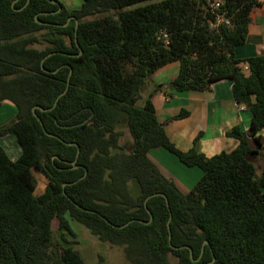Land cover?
Here are the masks:
<instances>
[{
	"label": "trees",
	"instance_id": "1",
	"mask_svg": "<svg viewBox=\"0 0 264 264\" xmlns=\"http://www.w3.org/2000/svg\"><path fill=\"white\" fill-rule=\"evenodd\" d=\"M260 5L82 0L68 11L57 0H0V105L16 109L0 137L20 148L12 161L0 146V264H84L67 239L70 221L123 247L129 264H264V56L234 57ZM172 63L178 93L232 81L234 102L251 115L246 134H226L238 140L233 151L198 154L199 133L181 152L150 95L137 104L150 76ZM154 148L201 170L188 193L148 158ZM32 170L47 179L40 195Z\"/></svg>",
	"mask_w": 264,
	"mask_h": 264
},
{
	"label": "crops",
	"instance_id": "2",
	"mask_svg": "<svg viewBox=\"0 0 264 264\" xmlns=\"http://www.w3.org/2000/svg\"><path fill=\"white\" fill-rule=\"evenodd\" d=\"M257 1L261 5L253 8L250 12L246 40L244 44L234 49V57L237 59L264 56V0ZM213 2L221 3L222 0H213ZM240 66L244 76H248L247 65L241 64ZM177 73L178 63L168 64L156 70L141 92V97L143 96L144 99L150 95L156 118L164 125L168 139L178 150L187 152L192 148L198 134L201 133L194 145L198 154L211 157L220 152L233 151L238 145V140L226 134L234 127H238L243 134H246L251 115L234 102L231 94L232 81L229 79L220 80L203 92L178 93L171 87V82ZM157 86L158 88L155 89ZM143 100H141L142 103ZM181 110L186 111L188 115L182 119L171 120ZM13 112L15 116L13 105L6 101L3 102L0 105V124L4 122L3 115L9 116ZM258 136L263 147L264 131L260 132ZM12 137V135L0 137V146L10 160L14 161L19 157L20 149L14 150L10 154L6 150L7 143L13 144ZM247 141L249 147L254 149L253 140L247 138ZM261 154L264 157L263 148ZM148 158L165 178L175 183L182 193H188L202 176L199 168L184 166L164 148L150 150ZM175 170H177V174L173 173Z\"/></svg>",
	"mask_w": 264,
	"mask_h": 264
},
{
	"label": "rangeland",
	"instance_id": "3",
	"mask_svg": "<svg viewBox=\"0 0 264 264\" xmlns=\"http://www.w3.org/2000/svg\"><path fill=\"white\" fill-rule=\"evenodd\" d=\"M57 1L61 3L62 6L68 11L79 9L82 2V0H57ZM144 4L145 3L134 4L127 7L126 9H134L139 6H143ZM143 89L141 92H143ZM141 92L137 100L138 105L141 104L142 103L141 100L144 99L143 96L141 97ZM15 114H16V109H15ZM13 116H14V112L11 113V115L9 116L6 114L3 115L2 120L4 122L0 124V127L7 125L11 121V118ZM118 129L121 132V136L119 139L120 145H125V143L129 142L131 139L126 131V128L123 125L120 126ZM12 139H13V144L7 143V147H6V150L8 151L9 154L10 152L13 153L14 150L18 151V149H20L17 144L16 138L13 136ZM173 173L177 174L178 172L177 170H175L173 171ZM32 175L35 181L34 194L40 195L47 184V179L35 170H32ZM132 188H133V184H132ZM52 229L56 234L57 233L56 220L53 221ZM70 229L75 234V238H72L70 235H68L67 239L76 242L74 248L81 256L82 260L84 261V264H129V262H127V260L124 257L123 247L113 246L108 243L100 242L96 237L90 234V232L84 226L76 222L70 221Z\"/></svg>",
	"mask_w": 264,
	"mask_h": 264
},
{
	"label": "water",
	"instance_id": "4",
	"mask_svg": "<svg viewBox=\"0 0 264 264\" xmlns=\"http://www.w3.org/2000/svg\"><path fill=\"white\" fill-rule=\"evenodd\" d=\"M70 20V19H69ZM71 72V71H70ZM130 150H131V148L129 147V148H127V152H130ZM78 150H77V155H76V157L78 156ZM76 167V166H75ZM146 202V201H145ZM151 221V216H150V220L148 221V223ZM127 224H129V223H126L125 225H123V226H126ZM169 239H170V237H169ZM204 245L205 244H207V242L206 241H204V243H203ZM190 257H191V260L193 261V262H197L198 261V259H193L192 258V253L190 254Z\"/></svg>",
	"mask_w": 264,
	"mask_h": 264
},
{
	"label": "built area",
	"instance_id": "5",
	"mask_svg": "<svg viewBox=\"0 0 264 264\" xmlns=\"http://www.w3.org/2000/svg\"><path fill=\"white\" fill-rule=\"evenodd\" d=\"M214 6L216 7V6H217V4H215ZM262 148L264 149V145H263V147H262Z\"/></svg>",
	"mask_w": 264,
	"mask_h": 264
}]
</instances>
